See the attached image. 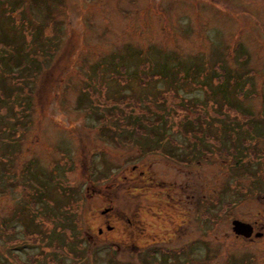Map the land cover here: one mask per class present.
<instances>
[{
  "label": "rangeland",
  "instance_id": "rangeland-1",
  "mask_svg": "<svg viewBox=\"0 0 264 264\" xmlns=\"http://www.w3.org/2000/svg\"><path fill=\"white\" fill-rule=\"evenodd\" d=\"M235 218L264 224V0H0V264H264Z\"/></svg>",
  "mask_w": 264,
  "mask_h": 264
},
{
  "label": "flooded vegetation",
  "instance_id": "flooded-vegetation-1",
  "mask_svg": "<svg viewBox=\"0 0 264 264\" xmlns=\"http://www.w3.org/2000/svg\"><path fill=\"white\" fill-rule=\"evenodd\" d=\"M235 219H238V218H235ZM235 219L232 220V230L237 237L241 238L244 241L246 246L250 245L248 243L249 241H250V243H254L253 241H258V240L264 241V224L258 226L259 221H257V220L248 221V220L238 219V220H241L243 222L250 224L252 229H251V231L246 232L244 234H237L233 228V221ZM109 220H110V218L108 219V222H106V226H107V228L111 229L113 227V225H112V223L109 222ZM251 258H254V257H251Z\"/></svg>",
  "mask_w": 264,
  "mask_h": 264
},
{
  "label": "water",
  "instance_id": "water-1",
  "mask_svg": "<svg viewBox=\"0 0 264 264\" xmlns=\"http://www.w3.org/2000/svg\"><path fill=\"white\" fill-rule=\"evenodd\" d=\"M233 228L237 234H244L251 231V225L241 220L235 219L233 221Z\"/></svg>",
  "mask_w": 264,
  "mask_h": 264
}]
</instances>
